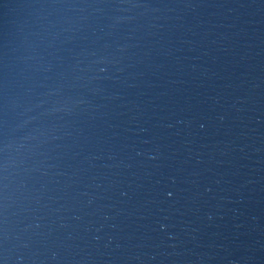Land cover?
<instances>
[{
	"label": "water",
	"instance_id": "water-1",
	"mask_svg": "<svg viewBox=\"0 0 264 264\" xmlns=\"http://www.w3.org/2000/svg\"><path fill=\"white\" fill-rule=\"evenodd\" d=\"M0 264H264V0H0Z\"/></svg>",
	"mask_w": 264,
	"mask_h": 264
}]
</instances>
